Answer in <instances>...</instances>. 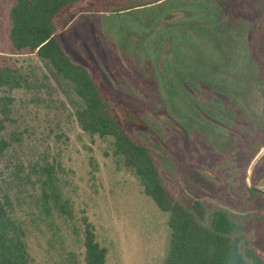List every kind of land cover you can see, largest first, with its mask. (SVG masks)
<instances>
[{
    "label": "trees",
    "instance_id": "trees-1",
    "mask_svg": "<svg viewBox=\"0 0 264 264\" xmlns=\"http://www.w3.org/2000/svg\"><path fill=\"white\" fill-rule=\"evenodd\" d=\"M79 1L14 0L8 11L10 53H34L71 85L78 129L91 140H108L111 155L133 169L141 193L166 214L162 264H264L257 249L264 238L251 242L204 225L174 194L192 184L175 173L185 161L188 175L208 181L218 202L263 199L255 189L264 178V0H131L127 9L162 7L155 22L146 24L161 25L164 59L149 62L145 72L101 42L97 30L95 47L85 56L65 47L51 21ZM195 70L200 73L193 80ZM173 75L199 90L196 105L190 103L194 114L170 108ZM22 82L18 73L0 67V86ZM150 93L157 98L153 106L146 102ZM159 110L184 131L185 142L156 117ZM142 130L148 138H140ZM37 174L38 195L27 217L10 215L8 202L0 199V264H29L31 231L57 254L51 264H106V247L82 210L77 217L55 168L46 164ZM77 243L80 254L73 249Z\"/></svg>",
    "mask_w": 264,
    "mask_h": 264
},
{
    "label": "rangeland",
    "instance_id": "rangeland-1",
    "mask_svg": "<svg viewBox=\"0 0 264 264\" xmlns=\"http://www.w3.org/2000/svg\"><path fill=\"white\" fill-rule=\"evenodd\" d=\"M13 3L0 0V67L15 71L25 82L16 87L0 86V199L8 202L10 215L27 217L28 206L38 195L37 172L41 166L52 165L77 217L82 210L94 227L96 240L106 247V264H162L169 237L166 214L141 193L133 169L111 155L108 140L97 136L91 140L78 129L73 114L78 99L71 85L34 53H10L8 11ZM130 3L80 0L56 15L51 28L56 36H62L69 51L80 56L94 49L97 30L101 42L145 72L149 62L164 59L161 25L146 24L149 19L155 22L162 7L127 9ZM157 69L161 71V67ZM196 72L192 73L193 80L199 77L200 72ZM172 80L171 92L176 95L170 108L178 115L194 114L190 103L194 106L199 90L190 79L173 75ZM156 99L150 93L146 102L153 106ZM156 117L185 142L184 131L167 113L159 110ZM137 134L148 138L143 130ZM176 171L192 182L180 185L174 194L188 205L194 219L251 242L263 240L264 199L256 203L218 202L212 197L215 193L209 190L212 187L208 181L188 175L185 161L177 165ZM258 188L264 190V178ZM26 242L29 264H51L52 255L57 258L36 232L31 231ZM262 243L257 249L264 257ZM73 249L77 254L82 250L78 243Z\"/></svg>",
    "mask_w": 264,
    "mask_h": 264
},
{
    "label": "water",
    "instance_id": "water-1",
    "mask_svg": "<svg viewBox=\"0 0 264 264\" xmlns=\"http://www.w3.org/2000/svg\"><path fill=\"white\" fill-rule=\"evenodd\" d=\"M255 190L260 192L262 194V196H263V199H264V190L261 189V188H256Z\"/></svg>",
    "mask_w": 264,
    "mask_h": 264
}]
</instances>
